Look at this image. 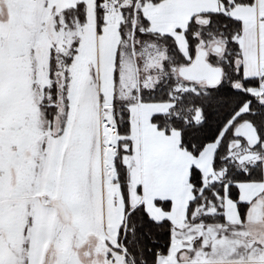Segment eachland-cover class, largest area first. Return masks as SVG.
Returning a JSON list of instances; mask_svg holds the SVG:
<instances>
[{"label": "snow or ice", "instance_id": "1", "mask_svg": "<svg viewBox=\"0 0 264 264\" xmlns=\"http://www.w3.org/2000/svg\"><path fill=\"white\" fill-rule=\"evenodd\" d=\"M0 264H264V0H0Z\"/></svg>", "mask_w": 264, "mask_h": 264}]
</instances>
